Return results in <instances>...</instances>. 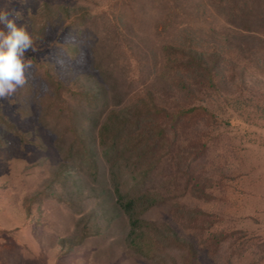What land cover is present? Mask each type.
<instances>
[{
	"label": "rangeland",
	"instance_id": "374dc122",
	"mask_svg": "<svg viewBox=\"0 0 264 264\" xmlns=\"http://www.w3.org/2000/svg\"><path fill=\"white\" fill-rule=\"evenodd\" d=\"M4 1L0 0V14L17 26L28 22L26 1V4L22 0L15 4ZM43 1L56 8L84 5L90 9V17L82 29L78 24L75 29L53 27L54 32L47 31L44 36V42L51 47L36 51L38 58L47 56L45 59L56 68L65 85L80 77L86 89L98 84L99 90H104L108 84L107 99L110 105L113 103L111 111L137 103L142 109L143 104L136 100L142 93L150 92L159 107L172 112L201 102L214 115H200L194 122L186 120L189 124L178 125V142L170 147L173 154L170 162L175 166L191 162L190 178H179L180 184L188 183V188L182 189L184 194H178L173 183L166 187L168 180L163 184L158 180L157 190L164 196H174V203L188 212L180 215L169 199L153 209L147 221L160 229L169 225L180 239L192 243L198 254L197 264H252L255 258H263L264 25L254 28L251 22L242 23L219 0H29V3L37 7ZM10 8L18 11L9 14ZM247 9L255 11L252 6ZM192 10L196 12L195 17L189 14ZM251 15L248 19L254 21ZM194 19L198 22L197 28L191 23ZM188 29L196 31L189 33ZM189 42L200 53L210 51L219 55L216 88L205 91L198 101L183 89L184 83L190 81L187 72L182 67L176 72L172 70L175 59L182 54L176 55L173 51ZM68 44L76 47L75 54L65 51ZM105 69L107 73L110 71V79L102 77ZM29 73L34 77L36 99L31 97L26 104L13 99L14 96L9 101L6 97L0 101L7 106L5 118L16 124L26 137L37 136L43 147L21 143L19 136L0 125L3 140L0 145V264H158L134 255L123 245L129 227L128 219L121 213L111 230L102 229V236L92 240L88 251L81 248L63 257H60L61 237L36 228L28 229L23 197L40 190L45 178L64 161L58 149H65V145L57 146L55 137L38 123L41 109L48 103L44 96L50 89L35 75V68L31 67ZM66 97V103L72 107L80 105L79 100L70 95ZM20 105L25 107L24 114L17 111ZM103 106L100 104V111L104 110ZM167 170L164 179L176 173L175 168ZM105 180H100L98 185L108 190ZM82 181L81 192L95 194L97 184ZM86 204L91 210L97 207L93 199ZM41 212L50 214L49 223L58 226L60 232L70 233L75 219L72 212L50 203L44 204ZM107 217L109 214L100 218L101 225ZM223 234L231 240L214 247L216 254L212 255L206 242L216 237L219 240ZM231 243L237 249L244 244L247 245L244 249L250 246L251 249L244 256H233ZM158 247L162 248L166 264L174 261L183 264L182 250L173 244Z\"/></svg>",
	"mask_w": 264,
	"mask_h": 264
},
{
	"label": "trees",
	"instance_id": "16d2710c",
	"mask_svg": "<svg viewBox=\"0 0 264 264\" xmlns=\"http://www.w3.org/2000/svg\"><path fill=\"white\" fill-rule=\"evenodd\" d=\"M17 1L21 0H5L4 2L15 4ZM22 1L29 4L26 7L28 22L24 26L27 27L33 39L34 49V51L30 49L26 52L25 56L35 68V75L46 82L50 89V92L44 96V99H48V103L41 109L38 123L41 128L48 129V132L55 137L57 146L65 145V149H58L64 160L62 164L56 167L49 177L45 178L39 191L23 197L26 226L30 231L36 228L41 232H52V234L61 237L60 244L63 253L60 257H63L81 248L88 251L92 247V240L102 236V229L111 230L114 221L120 217L121 213L128 219L129 227L123 245L134 255L158 264L162 262L166 264V257L163 255L162 248L160 249L158 246L173 244L183 251L181 254L183 264H197L198 254L192 243L180 239L169 225L160 229L155 223L147 221L146 217L153 209L164 205L169 199H172L171 205L177 209L180 215H185L188 212L184 211L185 207L180 206L177 202L174 203V196H164L157 190L158 180H162V184L164 180H168L166 187L173 183L176 192L180 195L184 194V188H188V183L184 185L182 183L185 182H181L180 184L179 178H190L192 174L191 162L177 166L171 164L173 154L170 147L178 142V125L180 123H188L186 120L194 122V118L200 115L209 114L213 117V113L201 102H199L200 104L194 103L190 106L178 107L176 111L172 112L159 107L157 100L152 97L150 92L142 93L141 96H138V101L136 100L143 104L142 109L137 103L111 111L113 103L110 105L109 99H107L108 84L106 90H99L98 84H92V87L89 86L86 89L84 88L86 83L82 82L80 77L72 84L65 85L55 72L56 68L46 60L47 56L43 54L38 58L36 51H44L51 47L50 43L44 42V36L47 35V31L54 32L53 27L75 29L78 24V27L82 29L90 17V9L84 5L73 9L68 6L56 8L46 1L36 7L31 2L29 3V0ZM218 2L225 8L229 6L228 13L242 20V23L251 22V26L254 28L264 25V0H219ZM247 6H252L255 11H248ZM8 11L9 14H12L18 10L10 8ZM189 14L195 17L196 12L192 10ZM251 14L254 21L248 19ZM191 23L194 28H197L196 19ZM188 30H190L189 33L196 31ZM188 41H191L190 38ZM64 48L69 54L76 53V47L73 44H68ZM197 48H194L193 42H189V45L181 49L175 48L174 54H182L181 57L177 56L175 59V66H172V70L176 72L182 67V70L187 72L190 81L184 83L183 89L198 101L205 91L209 92L216 88L217 73L215 70L218 67L219 55L210 51L200 53ZM29 72L30 69L26 72V83L22 87H18L11 95L14 96L13 99L24 104L28 103L31 97L36 99L38 96L33 81L34 77ZM109 72L107 73L106 69L102 70L104 80L110 79ZM90 87L92 90L89 89ZM67 95H70L74 100H79L80 105L72 107L71 104H67ZM11 96L6 97L8 101ZM100 104L104 105L102 111L99 110ZM12 106L15 107L13 104ZM20 106L21 108L17 111H22L24 114L25 107ZM85 106L88 108L82 109ZM6 107L0 101V125L19 136L21 143L36 148L43 147L37 136L35 139H32L30 134L26 137L16 124L5 118ZM107 111L108 113L105 114ZM0 145H3L1 137ZM190 154L193 152L191 151ZM188 159H192L191 155L188 156ZM168 168H175L176 173L164 179ZM83 179L91 180L93 184H97L98 188L94 190L95 194L90 196L81 192ZM102 179H106L110 189L99 188ZM183 180L190 182L188 179ZM91 199L95 201L96 209L87 208L86 202ZM47 203L59 205L63 210L72 212V218L75 219L70 226V233L60 232L58 226L49 223L50 214L41 212V207ZM49 209L48 207V212H50ZM108 214L109 217L104 218L106 222L101 225L100 218ZM228 236L223 234L219 240L214 236L216 238L206 242L207 246L210 245L209 249L212 251V255L216 254L214 247L221 246L223 242L231 240V237ZM246 246L244 244L237 249L236 245L231 243L233 256L236 254H239V257L244 256L246 251L251 249V246L244 249ZM262 259L264 257L255 258L252 264H261ZM171 264L177 263L174 261Z\"/></svg>",
	"mask_w": 264,
	"mask_h": 264
},
{
	"label": "clouds",
	"instance_id": "9594fccd",
	"mask_svg": "<svg viewBox=\"0 0 264 264\" xmlns=\"http://www.w3.org/2000/svg\"><path fill=\"white\" fill-rule=\"evenodd\" d=\"M0 98L11 96L26 83V72L32 67L25 53L33 49L27 27L0 14Z\"/></svg>",
	"mask_w": 264,
	"mask_h": 264
}]
</instances>
